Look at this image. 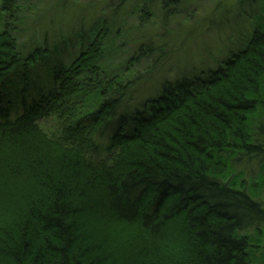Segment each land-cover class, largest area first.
I'll use <instances>...</instances> for the list:
<instances>
[{
  "label": "trees",
  "instance_id": "16d2710c",
  "mask_svg": "<svg viewBox=\"0 0 264 264\" xmlns=\"http://www.w3.org/2000/svg\"><path fill=\"white\" fill-rule=\"evenodd\" d=\"M26 1L0 0V154L26 161L0 155V264L264 262V15L219 67L152 83L131 66L165 47L115 69L106 21L70 64L27 49Z\"/></svg>",
  "mask_w": 264,
  "mask_h": 264
},
{
  "label": "rangeland",
  "instance_id": "374dc122",
  "mask_svg": "<svg viewBox=\"0 0 264 264\" xmlns=\"http://www.w3.org/2000/svg\"><path fill=\"white\" fill-rule=\"evenodd\" d=\"M162 1L27 0L22 13L27 19L19 27V42L26 44L27 49L38 46L47 49L58 63L70 64L83 49L79 32L82 30L87 40L88 31L106 21L111 26L114 43L108 51L107 62L115 69L125 66L136 53L138 44L146 38L165 47L169 53L167 61L159 62L156 53L131 66L140 74L150 70L152 83H156L180 73L219 67L232 51L245 46L257 25L256 18L264 15V0L253 3L248 0H181L179 5L171 6L172 14L163 9ZM143 10L150 11V17L144 22L140 18ZM41 75L46 80L42 70ZM60 120L51 116L42 122V127L49 134H56L62 126ZM3 150L0 155L5 162L13 160L10 166L15 167L18 161L26 162L17 148L8 146ZM135 228L125 231L131 232L130 236L135 239L138 236L143 243Z\"/></svg>",
  "mask_w": 264,
  "mask_h": 264
}]
</instances>
